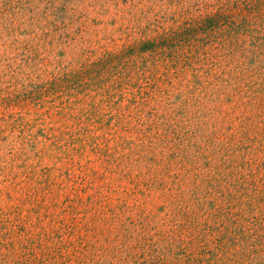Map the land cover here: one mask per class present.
Wrapping results in <instances>:
<instances>
[{
	"label": "rangeland",
	"instance_id": "obj_1",
	"mask_svg": "<svg viewBox=\"0 0 264 264\" xmlns=\"http://www.w3.org/2000/svg\"><path fill=\"white\" fill-rule=\"evenodd\" d=\"M236 1L0 0V264H264V15Z\"/></svg>",
	"mask_w": 264,
	"mask_h": 264
},
{
	"label": "trees",
	"instance_id": "obj_2",
	"mask_svg": "<svg viewBox=\"0 0 264 264\" xmlns=\"http://www.w3.org/2000/svg\"><path fill=\"white\" fill-rule=\"evenodd\" d=\"M241 1V4H244V7L242 9H240L238 11L237 15H245V22L244 25H247L248 27L250 26L249 24V18L254 17L255 15L262 17L264 15V0H239ZM239 1L237 0L236 2H234V7L235 8H239L240 4ZM229 13H216L212 16H216V17H211V19H215L218 20H227V22L229 21V18H231V15H228ZM225 22H223L225 24ZM222 23V24H223ZM237 25L236 24V20H232L228 22V25H226V27H231V30H235L237 29ZM233 27V28H232ZM240 28V27H239ZM241 30V29H240ZM237 33V31H234ZM174 34H165L163 36L158 37L157 39L154 40H147V41H143L139 44V46L137 47V50L140 51H145V50H151L153 51L154 49H161V51L166 50V45L169 43V41L173 40Z\"/></svg>",
	"mask_w": 264,
	"mask_h": 264
}]
</instances>
